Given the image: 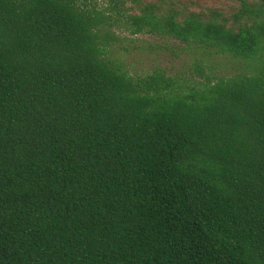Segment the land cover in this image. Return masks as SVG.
Returning a JSON list of instances; mask_svg holds the SVG:
<instances>
[{
    "label": "trees",
    "instance_id": "16d2710c",
    "mask_svg": "<svg viewBox=\"0 0 264 264\" xmlns=\"http://www.w3.org/2000/svg\"><path fill=\"white\" fill-rule=\"evenodd\" d=\"M111 1L0 0V264H264V0ZM120 24L237 67L131 74Z\"/></svg>",
    "mask_w": 264,
    "mask_h": 264
},
{
    "label": "rangeland",
    "instance_id": "374dc122",
    "mask_svg": "<svg viewBox=\"0 0 264 264\" xmlns=\"http://www.w3.org/2000/svg\"><path fill=\"white\" fill-rule=\"evenodd\" d=\"M158 0H141L157 2ZM184 10L198 11L207 7L220 10L224 15H231L240 4V0H172ZM249 2L256 0H247ZM124 6L133 5L131 0H124ZM100 7L113 10V1L96 0ZM130 13H138L131 8ZM118 39L113 43V53L122 58L128 71L141 75L155 68H163L167 74L185 84L192 79H201L203 74L229 73L236 64L225 56L209 55L196 48H188L173 39L142 32L131 34L121 24L115 27Z\"/></svg>",
    "mask_w": 264,
    "mask_h": 264
}]
</instances>
